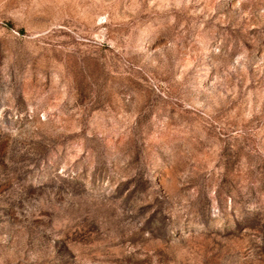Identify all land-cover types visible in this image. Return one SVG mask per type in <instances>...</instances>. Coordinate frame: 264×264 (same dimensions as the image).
<instances>
[{
  "label": "rangeland",
  "instance_id": "obj_1",
  "mask_svg": "<svg viewBox=\"0 0 264 264\" xmlns=\"http://www.w3.org/2000/svg\"><path fill=\"white\" fill-rule=\"evenodd\" d=\"M0 264H264V0H0Z\"/></svg>",
  "mask_w": 264,
  "mask_h": 264
}]
</instances>
